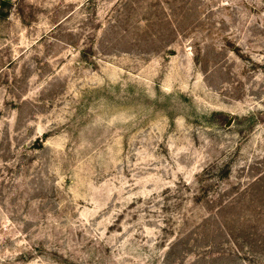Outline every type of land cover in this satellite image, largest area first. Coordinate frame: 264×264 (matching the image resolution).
<instances>
[{
  "label": "rangeland",
  "instance_id": "1",
  "mask_svg": "<svg viewBox=\"0 0 264 264\" xmlns=\"http://www.w3.org/2000/svg\"><path fill=\"white\" fill-rule=\"evenodd\" d=\"M0 264H264V0H0Z\"/></svg>",
  "mask_w": 264,
  "mask_h": 264
}]
</instances>
